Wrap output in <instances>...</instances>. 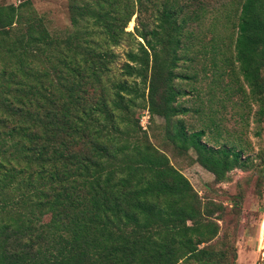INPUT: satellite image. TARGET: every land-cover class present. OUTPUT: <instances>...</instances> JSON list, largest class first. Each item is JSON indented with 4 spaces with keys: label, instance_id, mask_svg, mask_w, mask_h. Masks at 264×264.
<instances>
[{
    "label": "trees",
    "instance_id": "trees-1",
    "mask_svg": "<svg viewBox=\"0 0 264 264\" xmlns=\"http://www.w3.org/2000/svg\"><path fill=\"white\" fill-rule=\"evenodd\" d=\"M207 4L68 0L70 29L59 36L47 33L25 0L0 5V264H236L217 224L222 206L197 195L131 120L136 107L161 118L167 140L191 151L213 183L250 169L248 144L221 125L217 91L231 107L234 96L245 106L231 116L234 124L248 125L256 108L259 138L264 0ZM132 16L136 25L125 31ZM205 16L210 30L202 32ZM20 25L23 32L8 38ZM129 38L141 42L114 77L112 49ZM180 64L191 72L177 71ZM193 64L207 92L193 96L198 104L190 109L177 99L191 92L175 81L196 83ZM189 113L200 120L192 132L180 118ZM255 158L262 213L264 147Z\"/></svg>",
    "mask_w": 264,
    "mask_h": 264
},
{
    "label": "rangeland",
    "instance_id": "rangeland-1",
    "mask_svg": "<svg viewBox=\"0 0 264 264\" xmlns=\"http://www.w3.org/2000/svg\"><path fill=\"white\" fill-rule=\"evenodd\" d=\"M228 1L233 0H207V5L218 8L219 3ZM18 2L19 0H0V5L15 7L18 5ZM27 2L31 6L29 10H32L37 18H40L41 23L50 36L65 35L67 30L70 29L68 0H25V3ZM26 11H24V8L21 9V15L24 17L30 15ZM148 15L149 13H146L145 18ZM205 17L206 20H204L205 22L203 21V26L201 27L202 32L210 30V19L208 16ZM135 25L134 16H132L126 25L125 31H132ZM23 26L20 25L18 31H14L15 27H12V30L9 29L7 37L14 39V35L23 32ZM222 29H220V33H223ZM224 33H227V31ZM207 37L208 34H206L205 38ZM136 41H140V39L129 38L112 49L116 55L114 63L111 64L110 72L112 76L117 77L121 64L126 62L125 53L129 50H136ZM199 62L204 63L203 60ZM185 66L180 64L177 71L190 73L191 69H187ZM192 67L198 74L199 80L196 83H191L186 80L175 81V85L181 88V90L191 92L187 96L177 99L178 103L190 109L196 107L198 104L193 96L198 94L200 97L205 98V93L207 92L205 85L207 79L203 78L200 65L193 64ZM205 74L208 75L207 72ZM217 97H222L224 105L222 116L225 117V120L221 125H225V127L231 130L236 129L238 137L245 140L248 144L244 157L248 156L252 160L250 169L246 171L233 170L227 174L229 178L221 183H213L212 176L194 163V155L191 151L180 153L171 145L169 140H167L165 134L166 127L161 118L156 116L149 117L145 109H137L136 107L132 111L131 120L138 119L139 126L145 131L151 144L162 152L168 158L169 163L187 179L197 195L210 203L220 204L222 206L223 211L220 213L221 220L217 224L220 228V233L225 234L235 248L236 264H257L259 259L264 260V201L263 211L261 213L258 211L260 205L255 198L254 191L256 189V183L259 180L261 182L262 171L260 169L261 165L258 159L255 158V155L258 149L264 147V116L260 123V137L257 138L253 135L256 124L252 122L254 118L252 113L256 108L251 106L247 119L248 125L241 123L234 124V119L231 116L235 117L234 114L236 112L243 113L242 111H246L245 106H240L235 103L237 96H234L231 97L232 99L230 98L231 101H234V105L231 107V103L223 96L220 89L217 91ZM138 103L141 104V102ZM218 116L221 117V115ZM180 118L184 122L188 132H192L200 126V120L194 114L189 113ZM230 140L233 141L231 137ZM238 195L242 196L241 204L239 207H235L232 201L237 199Z\"/></svg>",
    "mask_w": 264,
    "mask_h": 264
},
{
    "label": "water",
    "instance_id": "water-1",
    "mask_svg": "<svg viewBox=\"0 0 264 264\" xmlns=\"http://www.w3.org/2000/svg\"><path fill=\"white\" fill-rule=\"evenodd\" d=\"M264 263V260L263 259H259L257 264H263Z\"/></svg>",
    "mask_w": 264,
    "mask_h": 264
}]
</instances>
